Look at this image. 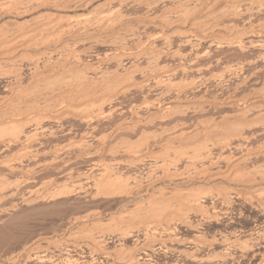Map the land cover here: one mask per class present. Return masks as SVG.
<instances>
[{"label": "bare ground", "instance_id": "bare-ground-1", "mask_svg": "<svg viewBox=\"0 0 264 264\" xmlns=\"http://www.w3.org/2000/svg\"><path fill=\"white\" fill-rule=\"evenodd\" d=\"M222 1L0 0V60L9 61L6 62L9 63L6 65L9 66V72L0 73V85L8 93V97L5 95L7 100L3 97L2 102L0 101L1 151L4 152L6 149L9 151L10 146L18 145L20 148L16 149H20L19 156L24 155L28 152L30 142L35 141V138L41 135L40 132L44 133L45 122L62 124L66 119L78 114L82 115L81 120L93 124L94 119L98 121L97 117L104 119L114 114L118 108L121 110L130 96L137 94L135 95L137 98L139 94L140 99L143 98V101L140 100V105H135V100L131 102L133 104L128 101L134 110L135 119L131 118V115L130 121H121L122 123L129 121L131 124L122 125L115 133L116 136L124 137L120 142L122 146H117L121 138L118 137L117 143L115 142L116 147L115 144L114 148L108 147L110 153L123 156L122 162L124 161L125 166L135 172L134 176L126 175L125 178L117 180L114 176L118 172L113 173L115 162L107 164V167L104 164L106 169L101 175V172L99 173L101 178L96 176L94 186L105 189V193L97 190L98 194L101 193L108 199H120L121 202L136 197L143 200L147 195L151 198L145 202H138L139 204L134 208L131 205L132 209L128 208L130 211L125 213L120 208L122 213H116L117 216L114 214L115 217L112 216L107 222L98 218L95 222L100 227L97 228L98 232L90 231L87 229L89 226H82L89 230H86L87 232L83 230V236L85 234L83 238L88 241L84 245L89 255L79 254L82 257L74 255L71 257L72 263L246 264L249 262L250 264L251 261H255L256 264H264V102L258 93L255 94L259 97L254 96L251 99L249 97L252 94L248 96V92L247 95L245 93L243 95L248 97L239 96L237 93L238 86H241L242 81L246 84L251 74L243 76L240 84L233 86L237 90L229 88L234 91L233 93L227 90L228 93L222 94L225 92L224 82L226 84L227 79L233 75L244 74L246 64L249 63L250 66L252 64L250 58L249 62L245 60L248 63H243V60L242 63L233 62L232 65V59L231 62L228 61L229 63H223V57H214L218 54V50L213 56L216 49H220L219 53H222L221 49L224 48L242 53L244 50L247 52L249 48L261 47L262 41L256 39L257 36H261L259 33L264 31V22L257 30L255 26L248 28L242 26L240 29V25L236 26V23L233 26L234 24L231 23L259 13L264 7V0H227V3L221 4ZM102 7L106 9L102 11ZM159 7L163 9L160 15H158ZM50 8L55 10L57 17L59 15L61 22L60 13L93 9L89 16L69 17L68 23L61 26L56 21L49 20L53 15L48 14L47 23L43 20L45 16L35 17L42 9ZM131 10H142L145 15L138 17L131 14L133 12ZM197 15L200 17L195 18ZM28 17L31 19L28 20ZM8 18L15 20L6 21ZM226 20L231 23H226ZM7 22L15 25V29L6 28ZM156 23L162 26H160L159 42L154 41L155 38L146 33L148 27ZM91 25L95 26L97 31L111 32V35L105 39L96 38L93 45L95 48H109L103 56L111 57L109 60L113 63L112 68L98 61L85 65L75 48H70L71 44L66 43L68 46L64 48L62 46L59 51V48L58 50L54 48L56 45L52 41L54 47L48 48L50 46L48 45L46 50L41 49V46L46 45L53 37H57L60 41L66 35L75 41L82 39V36L92 35ZM189 25L191 29L184 32ZM166 28H174L175 32L167 33ZM218 32H223L224 35L222 38L219 37L220 40L218 37V40H214ZM184 48L189 49L186 51ZM212 57L214 61H211ZM168 58L173 60L170 65L165 60ZM204 58L206 61L211 58L206 65H202ZM256 59H264V52ZM252 61L254 62L253 59ZM255 62L261 64V61ZM214 64L222 65L223 70L220 69L218 74L212 73V69H209ZM60 71H63L64 76L71 75L70 78L73 79L58 80V76V83H55V79L45 81ZM190 74H193L191 80L187 77ZM59 78L63 76L60 75ZM51 81L55 85L59 84V87L56 86V89L55 86L52 87ZM45 82L46 87L50 86L52 89L49 87L50 91L41 93L39 87H44ZM24 84L29 88L28 91L17 90L25 86ZM210 84L217 88V90L212 89L213 91H223L221 94L225 97L218 96L223 100L218 99V93L217 95L214 93L216 96H211L212 99H207L208 97L205 98L203 95L204 98L200 99L203 104L186 107L179 105L183 101H195L198 97L192 96L191 92L196 90L198 92L204 85L210 86ZM30 87H33V90H30ZM219 103L226 105L229 113L223 112V106L219 107ZM91 107L98 109L97 113H93L96 116H89L90 114L83 116L84 110L88 108V111ZM34 110L37 113L25 119L24 116ZM81 110L84 112L80 113ZM141 110H145L148 115L144 113L141 115ZM154 129L161 133H154V137L146 138V133L149 134L151 133L149 130ZM133 135L139 138L137 137L135 141ZM130 136L134 141L129 138ZM98 139L102 138L98 137L96 141H99ZM7 158L11 159V156L8 155ZM9 163L14 161L4 160V166L8 170ZM180 165L183 166L182 169ZM11 169L13 170V167ZM4 186L6 184H0V198L8 197L9 189H13ZM15 187H17L16 191L21 189ZM194 187L198 188L196 191L198 194L193 193ZM13 192H11L12 196ZM247 209L258 214L250 230L244 231L236 225L235 227L227 225L228 229L216 230V227L212 231L214 225L221 227L226 220L234 223L236 219H241ZM93 224L90 228L94 230L96 228ZM129 238H134L133 244L126 246L125 242ZM109 239L111 241L108 243ZM49 260L48 263L39 261V264L40 262L49 264Z\"/></svg>", "mask_w": 264, "mask_h": 264}, {"label": "rangeland", "instance_id": "rangeland-1", "mask_svg": "<svg viewBox=\"0 0 264 264\" xmlns=\"http://www.w3.org/2000/svg\"><path fill=\"white\" fill-rule=\"evenodd\" d=\"M225 3H227V0H223L221 2V4H225ZM161 8H163V7L161 6ZM161 8L159 7L158 15H160V11L163 10ZM262 8L263 9L259 12L260 14L257 12V13H255L257 15L254 14V16L252 15V17L248 16V18L240 19V21L238 20V22L236 20V22L234 21L235 23L233 21H232L233 23H231V22H229V20H226V23L228 22V23H231L232 25L234 24L233 26H235L236 23H237L236 26L240 25V29H242L241 28L242 26L245 27V28H248L249 26H251V27L255 26L254 27L255 30H257V28H259V26H263V22H264V7H262ZM91 9H93V8H90V9H87V10H84V11H80V12L79 11L78 12H74V13L73 12L60 13L61 14L60 17L62 18V22H61V20L59 18V15L57 17V13L55 12V10H53V8L52 9L50 8L48 10L42 9V11L40 13H36L35 17H38L40 15H42L43 17L45 16V18H43V20L46 21V22L44 21V23H47V22H49L48 21V17H47L48 14L53 15V17H49V20L56 21L57 23H59L58 25L62 26V25H65L66 23H68L67 20H68L69 17H74L75 18L77 16L78 17L79 16H89V14L92 12ZM104 9H106V8H103V7L101 8L102 11H104ZM131 11H133V10H131ZM131 11H129V13ZM133 12H131V14H135L138 17H142V16L145 15L142 10H140V11L139 10H137V11L134 10ZM62 15H63V17H62ZM198 16L200 17V15H197V17H195V18H199ZM256 17H257V19H256ZM29 19H31V18L28 17V20ZM9 20L11 21L12 19L8 18L6 21H9ZM13 20H15V19H13ZM250 23H252L253 26L250 25ZM261 23H262V25H261ZM6 25L8 26L6 28H8L10 30L12 28H14V26H15L13 24L11 25L10 22L8 24H6ZM154 26L150 25L148 27L149 30L147 29L146 33L147 34L149 33L148 35L153 36L155 38L154 41L159 42L160 38H158V37L161 34V28H160L161 25H158V23H156ZM90 28L92 30H94V31L95 30L97 31L95 26L93 27L91 25ZM186 28H188V29H186ZM186 28H185L184 32L189 31L191 29L190 25L188 27H186ZM14 29H13V31H14ZM92 30H91V33H93L92 34L93 36L91 34L89 35L90 37L89 36H85V37L82 36V39L81 38L78 39L79 42H77L78 40L75 39V41L77 43L72 38H70L69 36H66V35H64L62 37V39L60 40L61 42L59 41V39L57 40V37H53L55 39L53 40V38H51L50 42L48 41V43H46V45H42L41 46V49L42 50H46L47 49L46 47H48V45H50L48 48L54 47L52 45V43H53L52 41H54L53 44L56 45L54 48L57 49V50L59 48V51H60V49H62L64 47H67L68 46L67 44H69V45L71 44L70 45L71 47L70 46L69 47L72 48V49H73V47L75 48V51H77L78 54H80L79 57L82 58L83 63L85 65H88V64H91V63H95V62L98 61L101 64H104L105 66L112 68L113 67V63L109 60L111 57L106 58V57L103 56V54L106 52V49L109 50V48L108 47H103V48L102 47H100V48H95L94 47V45H95L94 41L96 40V38L97 39L98 38H104L105 39V37L107 38V37H109L111 35V32L108 31V30H105V31L102 30L101 32L100 31L94 32ZM13 31H10V32H13ZM172 31L175 32L174 28H172V29H167L166 28L165 32L171 33ZM263 34H264V31L260 32L259 35H261V36H257V39H256V40L260 39L262 41V43H261L262 50H261L260 46L254 48V49L253 48H249V49H247V52H246V50H244L245 51V52L243 51L244 53L243 52L241 53V51H238V50H235L236 52H234V49L231 51L230 50L231 48H229V49L224 48L223 50L221 49L222 53L221 52L219 53L220 49H216L215 50L216 52L213 54V56L216 55L217 50H218V54L219 55L217 54L214 57L215 58L216 57L217 58L218 57L219 58L223 57V59H222L223 63H226V62L229 63L228 61L230 60V62H231V59H232V65H233V62L237 64V62L238 63H242L243 60H244L243 63H245L250 58V60H249L250 64L251 63L253 64V66H252V64L250 66L249 63H248L249 61L246 62L248 64H246L245 70L243 72L244 74H242V75H240V73L237 74L239 76L233 75L232 77L236 76L233 79H231L232 77L231 78L229 77V79H227L226 84L224 82V89H225L224 91L225 92L218 90L220 92V95H219L218 91H213V90H215L216 87L214 85H212V84H210V86H206L208 84L207 83L206 85H204L205 88L204 87L200 88L198 90V92L196 90L197 93L196 92H191L192 94L190 93L192 96H194V97L197 96L199 98L198 99L196 97L197 101L196 100L195 101L193 100V102L192 101H188V102L187 101L186 102L183 101L182 104H179V105L182 106V107H184V106L186 107V106H189V105L191 106L193 104H195V105L203 104L204 102L202 100L200 101V99L202 97L204 98L203 95H205V98L208 97L207 99H210L211 96L213 97V95H215V94L217 95V93H218L217 97L218 96L219 97L221 96L220 98L225 97L224 95L226 93H228L227 90H229V93L230 92L233 93L234 91H231L230 89H232L233 86L236 87V85H239L241 80H243L242 79L243 76H245V75L250 76V74H251V76H250V78L248 77L249 79L247 78L246 84H245V82L243 83V81H242L241 82V86L240 87L238 86V88H239L238 90L235 87L232 90H234V89L237 90V93H238L239 96H243L244 93L246 94L247 92H248L247 93L248 96L250 94H252L249 97V99H251L254 96H256L255 93H258L260 98L264 102V99H263L264 98V94H263L264 93V91H263L264 90V88H263L264 87V84H263L264 83V67H263L264 66V61H263L264 59H262V60H257L256 59V57H258L259 54L264 52V35ZM223 35H224L223 32H220L219 34L216 33L215 34L216 38L214 37V40H216L217 37L220 40V38H222ZM68 37L70 39H72V40L68 39ZM57 41H59V42L57 43ZM72 43H74L76 45L72 46V45H74ZM77 44H78V46H77ZM83 47L85 48V50H84ZM93 47H94V49H93ZM185 49L187 51L189 48H184V50ZM248 50H250V51H248ZM82 52H84V53L82 54ZM241 56H242V58H241ZM210 59L208 58L207 61H206L205 58H204L202 60L203 62L201 61L202 65L208 64L210 62ZM252 59L254 60V62L255 61H261L262 65L260 64V62H257V63L255 62V65H254V62L252 61ZM165 60H166L167 64H169L170 62L173 63V60L171 61V59H169V58L165 59ZM224 60H225V62H224ZM211 61H214L213 57H212ZM6 62H9V61L0 60V73L9 72V69H8L9 66H6L9 63L7 64ZM211 69H212V71H211L212 73L218 74L217 72L220 69L223 70V66L222 65L218 66V65L214 64V66H212L209 70H211ZM62 72L61 71H60V73L56 72L55 74H57V75L49 77L45 81L47 82V81H50L52 79H55L56 80V81L54 80L55 83L56 82L58 83L59 79L63 80V81H68V80L70 81V80L73 79V78H70L71 75H68V76L65 75L64 76L62 74ZM207 72L211 73L210 71H207ZM60 75H62L63 78H59ZM191 75L193 77V74H190L189 76H187L188 78L190 77L189 80H191V78H192ZM57 77H58V80H57ZM63 81H61V82H63ZM25 82H27V80H25ZM46 82L43 85H45ZM55 83H52V81H51L50 84H53L52 87L55 86V89H56V86L59 87L58 86L59 84L55 85ZM26 85L21 87V88H18L17 90L20 89L19 91H21V90H23V91L27 90L28 91L29 88L26 87ZM212 86H213V88H212ZM44 87H45V89H44ZM44 87L43 86L39 87V89L41 90V93L43 91L44 92H48V90L50 91L52 89L50 86L49 87L51 89L48 86L46 87V85ZM209 87H211V88H209ZM226 87L228 89H226ZM258 89H260V90H258ZM30 90H33V87H30ZM216 90H217V88H216ZM260 91H262V93ZM241 92H242V94H241ZM193 93H195V94H193ZM221 93L224 94V95L222 96ZM258 94H257V96H258ZM5 95H7V97H8V93L5 92V89L3 87H1V85H0V101L1 102H2L3 97H4L5 100H7L6 99L7 97ZM135 95L137 96V94H135ZM135 95H132L134 98L132 96H130L129 97L130 100L127 99L126 102L128 103V101H130V103H131V102H134V100H135V102H134L135 105H140V102L143 101V98H141L142 99L141 100L139 94H138L139 97H137V98H136ZM152 95H154V94H152ZM152 95H150V96L154 99L155 97L152 96ZM245 96H243V97H245ZM248 96H246V97H248ZM219 97H218V99H220ZM198 100H199V102H198ZM220 100H223V99H220ZM136 101H137L138 104L136 103ZM127 103H125V105L123 107L124 108L123 111L126 114L128 112V115L123 113V111H122L123 108H121V110H118V109H120V108H118L117 110L114 111V114H111V116H107L106 117L108 120L104 117V119H106V121L104 119H102L103 117H101V118L97 117L98 121L93 118L96 122H94V120H93V122H92L93 124H91V123H87V122L81 120L82 119V115L76 114V116L75 115L71 116L72 119L69 118V119H66V121H63L62 124H56V123L53 124V122H45L46 124L43 123V126L46 127L47 131H46L45 127L43 128L44 131L42 129V131L44 133L39 131L40 132L39 134H41V135L38 134L39 136H37L39 139L35 138V141H32V143L30 142V144L28 146V152L24 153V155L22 154L23 156L21 154L19 156L20 149H16V148H20L18 145L10 146V148H8L9 151H7V149H6V151L4 150V152L0 150L1 151L0 152V184L3 183V185L6 184L7 187L10 186L9 188H13L12 190L9 189L10 190L9 191L10 195L8 197L0 198V199H2V200H0V215H1L0 216V264H6V263L7 264H29V263L30 264H35V262L37 264H39V261L48 263L47 260H49V259H50L49 260V264H74V262L72 263V258H71L72 256H74V255L75 256L76 255L85 256L86 254L89 255L88 254L89 253L88 250L85 248V245L87 244L86 242H88V241H86V238H83L85 236V234L83 236V230L85 228L84 227L82 228V226H89V228L87 227V229H89L90 231L92 230L94 232L95 231L98 232L97 228H100V227L97 226V224L95 223L98 218H100V219L104 220L105 222H107V221H109L112 218V216L115 217V215L117 216V214H120L122 212L125 213L126 211H130L132 208H134L135 205L139 204L140 201L141 202H143V201L145 202L146 200H149L151 198L150 195H147V196H145L143 198V200L141 198H138V197H136V199L135 198H131V199H129L127 201H124V202H121L120 199L118 200V199H115V198H109V199H112V200H109L108 198L104 197L103 194L101 195V193H105L104 192L105 189L103 190L102 187H101L102 189H100V187H97V186H96L97 187V189H96V187L94 186L95 185V181L97 180V177L101 178L100 175L104 172V169H106L107 164L110 165L109 163L112 164L113 162H115V163L117 162V163L120 164V165H117V163L116 164L113 163V165H114L113 167L115 168V172H113V173L116 174L118 172L116 174V176H114V177H117V178H115L117 180H118V178H122V179H123V177L125 178L126 175H127V177H129L131 174H132L131 176H134L133 174H135L134 171H131L130 168L128 169L125 166L126 164L124 163V161L122 162V160H123V156L122 155H114V154L109 152V148H111V147L114 148V144H115V147H116V143H117V141L119 139L118 137H121V136H116L115 133H117L119 131V129L122 127V125L125 126V125L131 124L129 121L131 120L132 117H134L133 119H135L134 110L131 108L132 105H130L129 103H128L129 104L128 105ZM131 104H133V103H131ZM175 105H177V104H175ZM125 106H127L128 108L125 107ZM172 106H174V104ZM218 106L219 107L223 106L222 107L223 108L222 111L224 110L223 112H225V113L228 112L229 113V110H227V106L226 105H224V104L221 105L219 103ZM126 108L128 110H130L131 112L128 111ZM87 109L84 110L85 113H83V116H87L89 114H90L89 116H94L95 114H93V113H95V112L97 113V111H98L97 108H92V107L88 111H87ZM84 111L81 110V112L80 111L79 112L82 113ZM91 111H92V113H91ZM144 111L145 110H143V111L141 110V112L140 111L139 112H140V114L144 113V114L148 115L147 112H144ZM120 112H122L123 114L120 113ZM31 113L29 112L28 115H25L24 116L25 119H28L29 117H32L34 115V113H37V112H35V110H34ZM144 114H141V115H144ZM130 116H131V118H130ZM124 120L125 121L129 120L128 121L129 123L128 122L122 123L121 121L125 122ZM63 124H64V126H63ZM88 124H90V125H88ZM53 125H55V126H53ZM61 125H62V127H61ZM51 127H52V130H50ZM71 127L73 129H71ZM112 131H114V132H112ZM149 131H151V133L148 134V132H147L146 135H145L146 138L152 137L154 133H156V134L157 133L158 134L161 133V132L156 131V129L149 130ZM110 132H112L111 135H110ZM112 136H114V138ZM131 136L129 138L132 141H134V140L136 141L137 137L139 138V136H137V137L135 136L134 137V135H133L132 138L133 139L135 138L133 140L131 138ZM96 137L97 138L99 137V138H102V139H98L99 141H96L97 140ZM103 137H106V138H103ZM110 138H112V140ZM116 138H118V139H116ZM122 139L124 140V137H121L119 139L120 141H118L119 143H118L117 146L121 145L120 142H121ZM85 141H87V142H85ZM110 141H111V143H110ZM98 143L101 146H99ZM91 144H92V146H91ZM101 147H103V149L105 147V149L108 150V151L106 152V150L105 149L103 150ZM15 150L17 152L18 151L19 152L17 153ZM94 151H95V153L99 152V151L101 153L99 152V154L98 153L95 154ZM2 153H5V154H2ZM13 153H14V156L12 157ZM8 155H9V157L11 156L12 160L10 158L9 159L7 158ZM3 156L6 159H8V160L4 159ZM19 157H21L23 160L21 158H19ZM4 160L5 161H9V162L10 161L11 162L14 161V163H9V165H10L9 166V170L7 169V167L4 166ZM15 161H17V163H15ZM104 164L106 165L105 168L103 166ZM11 166L13 167V170L11 169L12 168ZM16 167H21V168H16ZM179 167L181 169L183 168V166H181V165ZM126 168H127V171H126ZM116 169H117V171H116ZM109 172H110V170H109ZM158 172L159 171H157V173ZM99 173H100V175H99ZM120 173H122V175ZM118 176H120V177H118ZM17 183H19V184H17ZM6 186H4V187H6ZM14 186H18V188H21V189H19V190L17 189V191H16L17 187L14 188ZM197 187H194L195 189L193 188L194 189L193 193H195V194L197 193L196 191L198 190V188L201 189L200 187H198V188ZM97 190H99V192L102 190L103 192L98 194L99 192ZM18 191H20V192H18ZM201 191L199 192V194L201 193ZM11 192L14 193L13 196H12ZM51 197H53L54 199H52ZM39 198L42 199V200H38ZM8 199H9V202H7ZM43 199H44V201H43ZM131 205H132V208H131ZM120 208H122L121 209L122 212L119 210ZM125 208L127 210H124ZM128 208L129 209L131 208V209L129 210ZM9 211H10V213H9ZM248 211H250V210H248ZM248 211L244 212L243 216H245V217L242 216L241 219L240 218L236 219V221L234 222L235 224L234 223H230L231 222L230 220H226V222L224 221L226 224L223 223L221 225V227L219 225L218 226L214 225L215 227H212V229L214 228L212 231H214L216 229V227H217L216 230H218V229L219 230L220 229L224 230V229H228L229 227H232L233 225H234L233 227H235V225H236V227H238L239 229H243L244 231L250 230L254 226V222L256 221V219L258 217V214L256 212H251V211L248 213ZM7 216H8V218H7ZM85 221H87V222H85ZM92 222L94 224H96V225H94ZM92 224H93V227L95 226L94 228H96V229L93 230L92 227H91L92 229L90 228V226H92ZM87 229H85V232L89 231ZM133 239L129 238V240H126L127 241V242H125L126 246H131L133 244L132 243ZM107 241L109 243V241H111V240L109 239ZM53 244L55 246H52ZM56 246H57L58 249L56 248ZM77 246H79L80 248L77 247ZM38 249H39V252H38ZM35 250H36V252H33ZM36 255H39L40 257L36 256ZM82 256H80V257H82ZM37 257H39L40 259H42L44 257L42 259L43 261L39 260V258H37ZM161 258L163 260H165L164 257H161ZM41 262H40V264H44V263H41ZM50 262H52V263H50ZM248 263L246 262V264H248ZM250 264H256V262L255 261H251Z\"/></svg>", "mask_w": 264, "mask_h": 264}]
</instances>
